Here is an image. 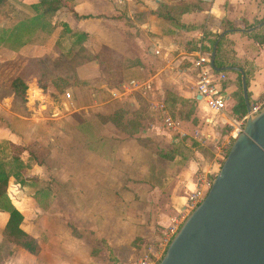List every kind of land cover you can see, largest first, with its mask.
Here are the masks:
<instances>
[{"label":"crops","instance_id":"obj_1","mask_svg":"<svg viewBox=\"0 0 264 264\" xmlns=\"http://www.w3.org/2000/svg\"><path fill=\"white\" fill-rule=\"evenodd\" d=\"M66 6V16L73 20L71 24L64 19L59 23H68L73 32L85 33L84 49L87 54L98 57L78 65L79 85L70 84L65 93L88 84L93 87L90 90L93 105L73 106L74 102L66 99L65 93L57 94L62 101L61 106L53 105L51 128L55 134L49 139L51 145L44 163L32 165L26 172L28 176H36L38 182L21 187L14 179L9 180L15 188L14 205L24 218L20 228L38 242L40 250L31 255L11 238L4 237L8 215L0 211V264H105L96 258L100 253L95 256L97 240L103 239L106 243L111 240L117 249L123 246L125 210L129 211L137 197L134 191L125 190L126 183L130 182L128 178L143 175L159 160L169 163L161 156L157 158L140 140L150 137L148 130L141 131L139 140L132 135L121 138L118 131L112 133L115 130L112 123L103 121L116 111L122 110L126 116L127 111L134 110L135 92L147 96L156 107L165 105L169 93L189 104L192 114L182 121L193 128L192 132L208 134L209 143H217V157L222 158L221 148L233 141L230 127L197 99V73L193 66L196 49L201 45L208 49L226 27L249 29L264 20V0H73ZM254 37L264 38V25L251 33L229 34L222 39V47L230 52L231 61L245 73L249 104L264 92V43L260 44ZM216 73L218 81L220 75ZM225 73V80L219 82L227 97L225 112L238 117L235 108L241 74ZM36 92L50 101L51 97L40 88H36ZM24 99L22 107L26 105L25 96ZM4 101L11 102L12 107L14 92L0 94V118L8 126L13 117L10 120L4 116ZM110 103L111 109L104 108ZM25 112L30 114L26 106ZM16 114L30 120L26 114ZM181 123L179 120L176 124ZM182 130L179 127L176 135H184ZM13 136L17 137L9 128L2 136L0 134V141L20 146L41 141L38 135L30 141L18 136V144L12 140ZM142 156L152 164L139 166L138 157ZM202 157L198 163L187 164L189 171L210 168V156ZM49 178L55 181V190L43 184ZM184 187L191 192L196 184L193 180L186 181ZM40 190H47L48 197L37 203L33 197ZM52 196H55V218H49L45 210ZM72 219L82 225L77 229L71 225ZM104 230L108 234H103Z\"/></svg>","mask_w":264,"mask_h":264},{"label":"rangeland","instance_id":"obj_2","mask_svg":"<svg viewBox=\"0 0 264 264\" xmlns=\"http://www.w3.org/2000/svg\"><path fill=\"white\" fill-rule=\"evenodd\" d=\"M38 1L5 0L0 2V27L10 28L17 22L29 17L30 14L22 7V2L32 4ZM67 12L68 9L63 7L56 13L54 18L52 17V21L60 22L64 19L71 24L73 19L66 16L68 15L66 14ZM30 46L34 47L31 48ZM92 56L89 53L87 54L86 51H80L75 47L71 50V40L62 33L60 26L45 32L36 33L32 45H29L28 48L20 53H10L4 48H0V94L12 92L11 83L16 78L22 79L27 87L25 92L26 105L24 107H22L21 97H18L17 100L15 99V104L12 107L9 101H4L2 104V108L5 109L3 111L4 116L10 118V120L11 117L13 119L11 124L7 126V122H3L2 117L0 118L1 136L9 128L16 133L17 137H24L26 141H30L33 136L38 135L41 141L35 143L30 141L29 146L35 149L42 147L46 153L51 145L49 139L55 134V131L51 128L53 124L51 120L53 105L56 103L61 106L62 99H58L56 95V98H50V101H54V104H51L49 99L43 98V95L40 97L37 94L38 92L34 93V90L39 88L37 78L41 77L46 82L50 78L59 77L69 80L70 84L79 85L77 83L78 73H76L79 68L78 65L86 63ZM95 57L93 59H97L98 56ZM97 66L99 67V64ZM91 88L93 87H88V84H86L80 87V90L70 89L68 93H65L66 89H64L63 93L69 95L68 97L66 96V99L73 101V106L83 107L93 105L94 97L90 91ZM133 94L135 99V102H133L134 110L127 111L126 116L122 117L120 124L124 128L119 130L114 127L115 130L112 133L118 131L117 134L121 138L132 135V137H138L139 140V136L142 135L141 131L148 130L151 133L150 137L140 140L148 146L152 154H157V158L160 159L164 151L169 152L168 154L172 157L170 149L175 140H177L176 143L178 142L179 145L184 146L185 150L182 149L184 155H175L171 162L167 160L169 163L159 160L155 165H151V160L148 161L144 156L138 157L139 166L149 164L152 168L149 171L147 170V172L145 171L143 175L140 173L135 178H128L130 182L126 183L125 190L134 191L137 197H134V203L128 208L129 211L125 210L122 224V235L126 238L125 245L123 244L120 249H117L111 240H109V243L104 241L106 244L101 243L103 239L97 240L99 244L97 249H94V253L95 256L100 253L99 257L96 258L105 264H158L170 243H167L169 231L176 226L180 228L192 212L183 210L186 206H191L187 198L195 191L189 192L186 190L184 187L186 181L193 180L199 186L202 181L206 180L211 186L234 141L221 148L222 152L220 154L222 158L217 157V143L197 142L194 139L195 132H192L193 128L182 121L186 116H191L192 114L189 104L182 103L181 106H178L180 101L172 93L176 96V100L172 101L168 107L163 105L164 109H161L159 108L162 106L161 104L156 107L147 96L139 92ZM25 106L29 108L30 114L25 112ZM65 107H69V105L65 104ZM104 108L111 109V103L105 105ZM164 112H168L176 123L179 120L182 122L176 127L177 129H167L162 119ZM16 113L20 115L26 114L30 120L20 118ZM179 127L183 129L184 135L180 133L176 135ZM122 129L127 130V132ZM191 132L192 134L188 135ZM17 137L13 136L12 140L19 144ZM210 151L213 155H211ZM201 156H210V168L204 171L198 168L194 172L189 171L187 164L191 161L195 163L202 161ZM217 163L219 164L218 169ZM213 167L215 168L213 169ZM54 182L53 179L49 178L43 184L55 190ZM14 190L15 188L10 182L7 188V195L9 194L8 196L13 198V204L15 201ZM52 192L55 193V191ZM125 196L131 197L128 193H125ZM184 197L187 198L185 199ZM50 200V206L48 205V208L45 209L46 214L49 215V218H55V196H52ZM71 221V225L74 224L77 229L82 225L77 219L76 221L73 219ZM71 227L74 228L73 226ZM74 230L76 235H78L79 232L75 228ZM103 234L108 233L104 230ZM28 237L31 238L29 235ZM126 243L131 244L128 245ZM1 259L2 256L0 254V261Z\"/></svg>","mask_w":264,"mask_h":264},{"label":"water","instance_id":"obj_3","mask_svg":"<svg viewBox=\"0 0 264 264\" xmlns=\"http://www.w3.org/2000/svg\"><path fill=\"white\" fill-rule=\"evenodd\" d=\"M263 25L264 20L249 29L223 31L211 53L215 72L241 74L246 112L250 104L244 71L217 68L215 52L224 36L251 33ZM158 264H264V108L247 119L205 198L181 225Z\"/></svg>","mask_w":264,"mask_h":264},{"label":"trees","instance_id":"obj_4","mask_svg":"<svg viewBox=\"0 0 264 264\" xmlns=\"http://www.w3.org/2000/svg\"><path fill=\"white\" fill-rule=\"evenodd\" d=\"M3 1L5 0H0V2ZM72 1L73 0H39L37 3L30 5L23 4L22 7L28 11V14H30L29 17L17 22L10 28L0 27V48L18 53L29 45H32L36 33L45 32L54 27L57 28L60 26L62 28V33L67 35L71 40V50L75 47L80 51H86L83 46L87 39L85 33L73 32L70 30L68 23L52 21V17L54 18L57 12L66 6L67 3H71ZM79 17L85 19L89 18V16ZM226 29H232V27L229 26L226 27ZM254 38L260 44L264 43V38ZM215 41L216 40L211 43V46L208 49L201 45L196 50H201L203 53H212ZM222 41L223 40L219 42L215 52V66L217 68H241L235 62L231 61L230 52L223 49ZM93 58L96 57L92 56L91 59ZM222 73L226 74L225 72ZM37 82L43 93L48 94L53 99L56 98L58 93H63L64 89L71 86L69 80L59 77L50 78L46 82L43 81L41 77H38ZM11 88L12 92L15 94V99L17 100L18 97H21L20 100L24 103V96L27 87L22 79L16 78L13 80ZM237 99L238 104L235 108V113L238 117H241L246 113L241 87ZM175 100L176 96L169 93L165 100V105L168 107V105ZM179 101L181 104L184 103L181 100ZM124 114L125 112L119 110L114 112L113 115L105 117L103 121L112 123L115 128L120 130L121 128H124V126L120 124ZM183 147L179 145L178 142H173L170 151L172 157L168 153H162L161 157L170 160L174 158L175 155H184L182 149L185 150V147ZM46 154L47 153H45V150L42 147L35 149L32 146H20L9 141H0V211L8 215L3 236L11 238L15 245L22 247L31 255H36L39 252V244L35 239L29 238L28 235L21 230L20 227L24 219L23 215L15 207L13 204V198H10L7 195L6 190L11 178L21 187L37 183L38 178L36 176H28L26 172L31 169L32 165H43ZM47 190H40L34 195L33 199L37 203L41 202L44 197H48ZM102 244H104V242H102Z\"/></svg>","mask_w":264,"mask_h":264},{"label":"built area","instance_id":"obj_5","mask_svg":"<svg viewBox=\"0 0 264 264\" xmlns=\"http://www.w3.org/2000/svg\"><path fill=\"white\" fill-rule=\"evenodd\" d=\"M155 54L158 55L159 52L155 51ZM210 61L211 53H203L201 50H197L193 64L197 73L196 92L201 96V100L205 103L207 109L219 115L223 124L230 127V137L234 140L241 133L247 119L256 116L264 108V92L253 102V104H250V110L249 112H246L244 116H228L225 112L227 97L219 86V82L225 80L226 76L224 73H219L220 78L217 81V78H215L217 73H215L210 66ZM66 96L68 97L69 95L66 94ZM161 109H164V106H162ZM162 119L168 130L176 129L177 124L168 112L163 113ZM194 139L197 142L211 141V137L208 134L200 133L198 131L195 132ZM209 188L210 184L206 180L202 181L199 186L196 185L193 194L188 198L186 197L191 206H186L183 210L185 212L193 211L203 201ZM178 228L179 226H176L169 231V239L167 240V243L171 242L170 240L175 236L179 230Z\"/></svg>","mask_w":264,"mask_h":264}]
</instances>
